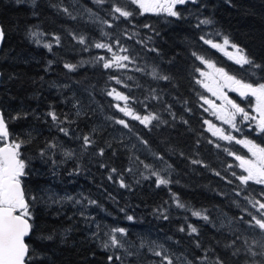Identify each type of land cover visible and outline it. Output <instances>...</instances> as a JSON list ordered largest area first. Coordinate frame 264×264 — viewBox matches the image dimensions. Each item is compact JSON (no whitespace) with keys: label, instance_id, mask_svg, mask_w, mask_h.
Wrapping results in <instances>:
<instances>
[{"label":"trees","instance_id":"1","mask_svg":"<svg viewBox=\"0 0 264 264\" xmlns=\"http://www.w3.org/2000/svg\"><path fill=\"white\" fill-rule=\"evenodd\" d=\"M116 7L134 15L121 17ZM174 11L179 16L143 14L131 0H0V112L10 142H23L21 183L33 226L26 264H110L109 256L111 264H167L165 256L172 264L217 257L249 264L248 247L260 251V230L240 217L259 215L253 202H264V185L242 184L236 157L247 150L207 130L199 77L203 58L245 83H264V0H196ZM225 36L261 67L241 66L204 42ZM113 52L129 59L105 68ZM112 89L128 97L134 114L158 119L117 123ZM229 99L249 107V98ZM236 136L264 147L255 130ZM153 172L170 183L158 186ZM67 195L81 206L55 198ZM117 228L125 229L115 233L123 246L105 249Z\"/></svg>","mask_w":264,"mask_h":264},{"label":"snow or ice","instance_id":"2","mask_svg":"<svg viewBox=\"0 0 264 264\" xmlns=\"http://www.w3.org/2000/svg\"><path fill=\"white\" fill-rule=\"evenodd\" d=\"M20 2V0H18ZM36 0H33V4H35ZM192 2L195 3L196 0H168V3L163 6V10L167 11L171 16H179L177 11H174L176 5H183L185 3ZM96 3H103V0H96ZM131 3L137 4L140 9L144 11H150L153 8H160V4H149L145 3V0H131ZM66 11V10H65ZM116 13H119L121 17L128 18L133 16L134 13L131 11L124 10L122 7H116L114 9ZM201 24H210L212 21L210 19H204L200 21ZM32 35H36V33H32ZM4 38V31L0 29V41ZM203 39V37H202ZM83 42V41H81ZM207 44H210L213 48L219 47L218 44L214 43L211 40L204 41ZM223 44L225 46L230 44L228 37H224ZM97 48H107L109 47L106 44L98 43L95 45ZM49 49L51 45H47ZM232 48H234L237 52V56L235 57V62L237 64L249 65L251 68H260L261 65L255 64V62L250 59L246 54H244L243 49L239 48L237 45L232 44ZM195 55V54H194ZM199 58V57H198ZM122 59L128 60V56H124ZM208 63L209 67H214L210 62L203 61ZM66 67L71 68V65H65ZM105 68L110 67V64L105 63ZM217 71L221 74L224 80V86L229 87L232 91H236L242 97L253 96L256 99L257 107L256 111L259 113V119L257 121V128L259 132L264 134V83H245L239 79H236L234 76L229 75L224 72L223 69H217ZM162 79H168V77H161ZM208 88L209 91L213 92V95H217V91L209 88L207 84L204 85ZM111 94V93H110ZM221 99H223L227 105L230 106L231 111L227 110L224 105L220 106L221 112L223 113L221 118L224 119L225 123L231 124L233 128L236 127L235 117L237 114L241 115L243 119H253L256 117H249L248 113L245 112L244 108L240 107L234 101L228 99L227 95L224 93H219ZM117 99L127 100V96H123L117 94ZM206 104L211 105L213 108L217 106L211 101L205 99ZM120 111L125 112L126 115H132L131 111H128L124 108H121ZM53 121H57L58 117L55 112H50ZM135 119L140 120L141 123L147 125L150 124L153 120L158 119L156 116L147 115L141 118L140 116H136ZM117 123L124 125L127 127L128 125L124 120H118ZM60 131L64 132L66 135L67 130L64 128H60ZM220 130L217 129L213 134L216 135ZM221 136L225 140H233L234 137L230 135H224L221 133ZM9 137V130L7 127V122L5 120V116L3 112H0V140H7ZM85 144H89V138L84 137ZM23 142H13L6 144L4 147H0V264H26V261L30 259L29 254V246L25 243V237L28 236L32 230V224L29 222L32 218L30 212L29 201L25 197V192L21 184V177L26 175L25 168L26 162L21 158L20 148ZM237 143H244L246 146H250V151H252L254 160H245L244 158L237 156L236 159L240 160V167L244 169L247 175H241L238 177L242 184L247 185L249 181H254L256 184L264 185V147H259L258 145L253 144L251 141H237ZM50 147H54V145H49ZM45 152L42 150L40 156H45ZM100 154L103 155V149L100 150ZM70 155V154H68ZM197 163V161H193ZM147 167V166H146ZM113 172L116 170L113 169ZM219 175V173H217ZM153 175L157 176V183L159 185H167L170 183L169 180L160 177L157 173L153 172ZM235 175V174H234ZM111 179V176L109 177ZM121 181V187H126ZM264 196V192L261 193ZM38 197H32L31 200L35 201ZM68 199H72L68 197ZM56 202V201H53ZM79 203V201H77ZM90 203H96L95 201H90ZM178 207H185V205L177 203ZM257 211L259 215H255L253 213H249L251 216V220L244 221V217H240V221L247 223L253 229H259V235L261 239L255 240L254 245L260 249V251H254L253 247L249 246L247 249V253L249 256L253 257V259L249 262V264H264V202L260 200H255L253 202V207H257ZM194 216H201L200 212H193ZM165 219L167 217H164ZM204 220H208V216L202 217ZM128 220H132L133 217L128 216ZM181 231H184L181 228ZM197 228L194 226H190V234L196 233ZM115 233H125V229L117 228L112 230V234L109 236V241L103 243V247L108 249L109 247H122L123 245L117 239ZM50 238V237H49ZM234 243V242H233ZM247 243V242H246ZM199 246V245H197ZM231 247V245H228ZM239 249L234 251L232 254L238 255ZM155 255L160 256V252H156ZM259 256L261 259L256 260L255 257ZM116 260H120V256L115 257ZM167 260V264H172V260L168 257H164ZM108 260L111 264L113 260V256H109ZM214 264H226V262L217 257Z\"/></svg>","mask_w":264,"mask_h":264},{"label":"rangeland","instance_id":"3","mask_svg":"<svg viewBox=\"0 0 264 264\" xmlns=\"http://www.w3.org/2000/svg\"><path fill=\"white\" fill-rule=\"evenodd\" d=\"M145 3L160 4L161 7L160 8H153L150 11H144L143 9H140L137 4H135L143 14L160 13V14L169 15L167 11L163 10V6H165L168 3V0H145ZM169 16H171V15H169ZM218 45H219V47H216L215 49L217 51L221 52L222 54H224L231 61L235 62V57L237 56L236 50L234 48H232L230 44L225 46L223 44V42L218 43ZM122 58H123L122 56H119L118 54L113 52V53L109 54V59L106 63L110 64L109 68H112V69L113 68H120L124 64ZM212 65H214V64H212ZM202 66H203V69L200 71V77H199L200 83L208 94V97L206 99L211 100L217 106L216 108H213L211 105L206 104L204 102L205 109H206L208 115L210 116V119H208L206 121L207 122V124H206L207 130L214 137H216L222 141L229 142V143H237V141H245L244 138H240V137L236 136V134H238V132H240L241 128H245L246 130H255V132L259 133V129L257 128V121L259 119V113L256 111L257 103H256L255 97L250 99L249 107L247 109H244V110H245V112L248 113L249 117H256V119L255 120H253V119L245 120L242 118L241 115L237 114L235 117L236 127L233 128V126L231 124L225 123L224 119L221 118L223 113L221 112L220 106L224 105V107L229 111H231V108L229 105L226 104V102L223 99L220 98L219 93L222 92V93L226 94L228 99H229V96L231 94L236 95L235 94L236 92L232 91L229 87L224 86L225 82H224L221 74L217 71L218 68L215 67V65H214V67H209L208 63L202 62ZM205 84H207L209 88H212L213 90L217 91L218 94L213 95V92L209 91L208 88H206L204 86ZM110 93H109V96L113 100L116 110H118V112L121 114V116L123 118L122 120H124L125 123L128 122L129 120H133V121L139 122L143 126L149 125V124L145 125V124L141 123L140 120L135 119V117L138 115L134 114L129 109L127 100L117 99V94L123 95L122 93H120L119 91H117L115 89H112L110 91ZM240 99H242L243 102L248 103L247 102L248 98H240ZM204 101H205V99H204ZM121 108H124L128 111H131L132 115H126L125 112L120 111ZM141 118H143V117H141ZM217 129H219L220 132L217 133L216 135H214L213 133L216 132ZM221 133L224 135H230V136L234 137V139L233 140H225L222 138ZM237 144H239L240 146H242L243 148H245L247 150L248 156L246 158H244L245 160H254L255 159L253 157L252 151H250V146H246L244 143H237ZM1 145H2V142L0 141V147H1ZM134 145H137V143L134 141L130 142L131 147ZM241 169L244 171L243 168H241ZM245 175H247L246 172H245ZM68 197H71L72 199H68ZM55 198L59 202H65V204H69V205H73V206H79V207L81 206V202L77 203V201L74 200V198L72 196H68V195H67V197L62 196V197H59V199L55 196Z\"/></svg>","mask_w":264,"mask_h":264},{"label":"water","instance_id":"4","mask_svg":"<svg viewBox=\"0 0 264 264\" xmlns=\"http://www.w3.org/2000/svg\"><path fill=\"white\" fill-rule=\"evenodd\" d=\"M0 29H1V27H0ZM2 43H3V40L0 41V49H1ZM235 92H236V91H235ZM236 93L240 96V94H239L238 92H236ZM240 97H242V96H240ZM246 97H253V96L249 95V96H246ZM4 141H5V144H4L2 147H4L6 144L11 143L10 140H9V137L7 138V140H4ZM238 163H239V164L241 163L240 160L238 161ZM30 233H31V232H30ZM29 236H30V234H29L28 236L25 237V241L28 239Z\"/></svg>","mask_w":264,"mask_h":264},{"label":"flooded vegetation","instance_id":"5","mask_svg":"<svg viewBox=\"0 0 264 264\" xmlns=\"http://www.w3.org/2000/svg\"><path fill=\"white\" fill-rule=\"evenodd\" d=\"M1 142H2V145H1V147L5 144V141L4 140H0Z\"/></svg>","mask_w":264,"mask_h":264}]
</instances>
